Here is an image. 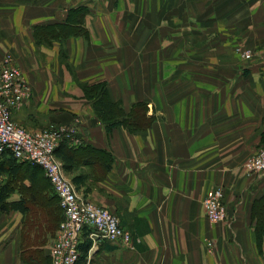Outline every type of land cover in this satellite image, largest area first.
I'll return each instance as SVG.
<instances>
[{
	"label": "crops",
	"instance_id": "0c3cea01",
	"mask_svg": "<svg viewBox=\"0 0 264 264\" xmlns=\"http://www.w3.org/2000/svg\"><path fill=\"white\" fill-rule=\"evenodd\" d=\"M179 2L182 13L174 18L160 17L161 5L151 3L147 18L131 25L143 34L137 46L110 50L107 31L123 38L116 20L85 18L94 32L90 40L74 33L71 26L83 17H73L71 8L80 0H0V26L7 25L1 46L7 39L29 41L30 25L47 24L52 38H68L73 63L67 67L73 79L28 69L32 95L13 120L27 130L74 125L80 142L67 140L59 149L68 178L132 236L130 244L93 242L85 228L76 264H264V171L244 169L264 146V0ZM153 32L164 41L161 55L140 50ZM40 34L35 28L34 37ZM23 47L15 49L14 62H24ZM237 47L251 57L242 58ZM129 56L131 71L123 72ZM93 85H103L124 111L144 103L146 112L135 126L107 130L85 94ZM216 186L223 188L227 215L218 223L202 205ZM0 187L6 205L0 264H51L49 248L63 213L42 168L3 153Z\"/></svg>",
	"mask_w": 264,
	"mask_h": 264
},
{
	"label": "built area",
	"instance_id": "2783aa9c",
	"mask_svg": "<svg viewBox=\"0 0 264 264\" xmlns=\"http://www.w3.org/2000/svg\"><path fill=\"white\" fill-rule=\"evenodd\" d=\"M241 55L249 59L251 52L247 50ZM30 90L18 65L10 57L0 59V156L7 152L18 161L39 165L57 195L63 213L57 237L49 248L51 264L77 263L78 244L85 228L93 242L111 240L130 244L132 236L121 228L118 218L77 192L54 153L64 139L72 144L80 142L74 125L47 124L41 129L27 130L13 120V111L20 108ZM244 169L249 175L264 171V146L245 160ZM223 196V188L216 186L203 198L202 205L209 221L225 218Z\"/></svg>",
	"mask_w": 264,
	"mask_h": 264
},
{
	"label": "rangeland",
	"instance_id": "374dc122",
	"mask_svg": "<svg viewBox=\"0 0 264 264\" xmlns=\"http://www.w3.org/2000/svg\"><path fill=\"white\" fill-rule=\"evenodd\" d=\"M156 1V6L158 7L159 5V16H162V13L166 15L169 18H174L178 17L182 13V9H180L179 5V0H80L79 5L76 8H71V14L75 18H82V23L80 25H72L71 27L75 30V34H79L86 39H89L90 36L94 35V32L91 28V26L87 23H85V18L86 20H98L102 19L104 22L107 24L112 23L113 21H117L118 25H116V29L119 34L123 36L122 39L115 40L114 37L111 35V31H107L105 34L106 37H108L107 33L109 34V37L111 38L109 41V46L110 50L111 48L114 49V45L118 44L122 46V50L126 48H131V50L137 46L138 42L141 40L142 35L137 34L141 32H137L138 27L137 23L140 21V19H145L147 18L149 12L152 11L148 10L149 6L151 3H154ZM168 3H166V2ZM159 2V3H158ZM149 11V12H148ZM162 12V13H160ZM75 13H78V16H75ZM136 23V31L132 32L131 30L133 27L131 26L132 23ZM51 26V25H50ZM114 26V25H113ZM0 31L4 30L6 32L7 25H2ZM139 27H144V26H139ZM35 28L36 29H41L42 34L38 37H34L35 33ZM48 25L47 24H40V25H30V31H31V36L33 35V38L29 39V41H19V40H8L7 39V45L3 43L5 48L1 46L2 44L0 43V56L1 54L7 57H10L12 62L16 65L21 70L22 77L24 80L30 84L29 80L26 79V71L29 69L32 71V68H35V70L43 73L45 76H49L48 73H46L47 70L50 71V75L54 76L57 80L62 79L63 77H70L73 79V74L69 72L67 67L70 65L72 66L73 63H70L72 61L71 59L69 60V53L68 49L66 47L67 44V39H54L52 38L51 32L47 29ZM134 30V29H133ZM156 34L155 32L152 33V36ZM157 36L154 38L150 39V42L148 45H143L140 46V50L142 52H155V54H162L161 51V45L163 47V40H160V34L157 33ZM80 36V37H81ZM140 36V37H139ZM82 38V37H81ZM84 39V38H83ZM84 39V41L86 40ZM135 39V40H134ZM90 40V39H89ZM0 42H2L0 40ZM86 42V41H85ZM26 43H30V47H34L35 50L31 54V50H27L26 48L23 47ZM147 44V43H146ZM152 45V46H151ZM58 46V55L55 53V47ZM23 47L24 54L27 56L24 60V62H20L15 60V49L16 48H21ZM119 49V51H121ZM237 51H240L239 47L236 48ZM115 50V49H114ZM130 50V52H131ZM160 50V51H159ZM247 51V50H244ZM243 50L240 52L243 53ZM250 51V50H249ZM125 52V51H124ZM118 58L120 57V52H118ZM242 57V55H241ZM158 58V57H157ZM2 59V58H0ZM126 62L123 64L121 63L120 66L121 70L123 72H130L131 71V59L130 56L125 58ZM60 66L62 68H65V71L61 69H57L56 66ZM159 62L156 61V68H158ZM25 71V72H24ZM158 73V72H157ZM156 73V75H158ZM40 75V74H39ZM161 76L163 75L160 74ZM140 78H143L142 76H139ZM146 78V77H145ZM31 89V88H30ZM32 90H30L29 96L27 97L26 100H29L31 95H32ZM109 96V95H108ZM24 103V102H23ZM22 103V104H23ZM66 125V124H62ZM22 126V125H21ZM24 127V126H23ZM25 128V127H24ZM43 128V127H42ZM26 129V128H25ZM41 129V128H40ZM62 164V162L60 161ZM65 172V171H64ZM65 175L67 176L66 172ZM68 177V176H67ZM73 184V183H72ZM203 201V200H202ZM225 218L221 221L218 222H223ZM216 222V223H218ZM58 233V232H57ZM57 237V234H56ZM55 237V238H56ZM54 238V240H55ZM54 242V241H53ZM53 244V243H52ZM51 244V245H52Z\"/></svg>",
	"mask_w": 264,
	"mask_h": 264
},
{
	"label": "trees",
	"instance_id": "16d2710c",
	"mask_svg": "<svg viewBox=\"0 0 264 264\" xmlns=\"http://www.w3.org/2000/svg\"><path fill=\"white\" fill-rule=\"evenodd\" d=\"M77 14L78 13H75V16H78ZM77 19L79 20V18ZM77 24L80 25V23ZM85 94L89 99L90 98L94 99L92 102L94 111L96 115L99 117V119L106 124L107 130H111L113 127L117 125L135 126V124H137L140 121L137 119L138 115L141 114V112H146L147 109V105H145L144 103H137L133 105L129 111L127 112L124 111L123 108L117 102L115 103L109 98L107 91L103 85L100 86L93 85L90 86L89 89L85 88ZM67 143L68 141L66 139L62 140L54 150L56 157L60 159V161L62 162V167L65 172H66V166H68V164L65 163V160L66 161L68 160L64 158L62 153L59 152V149L67 145ZM62 159L65 160L63 161ZM9 164L12 165V162L9 161ZM4 192H5L4 188L0 187V210H6L5 207L6 205L4 203V198H5ZM90 244L91 241L88 240V243L85 246V250L89 248ZM78 247H80L79 244ZM79 258H82V254L80 257H78V260Z\"/></svg>",
	"mask_w": 264,
	"mask_h": 264
}]
</instances>
